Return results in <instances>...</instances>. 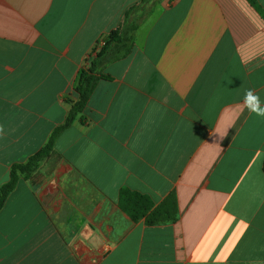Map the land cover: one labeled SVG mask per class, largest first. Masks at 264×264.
I'll return each mask as SVG.
<instances>
[{
    "label": "crops",
    "instance_id": "0c3cea01",
    "mask_svg": "<svg viewBox=\"0 0 264 264\" xmlns=\"http://www.w3.org/2000/svg\"><path fill=\"white\" fill-rule=\"evenodd\" d=\"M246 89L264 101V0H0V188L53 137L0 209V264H264ZM122 189L174 220L133 221Z\"/></svg>",
    "mask_w": 264,
    "mask_h": 264
},
{
    "label": "trees",
    "instance_id": "16d2710c",
    "mask_svg": "<svg viewBox=\"0 0 264 264\" xmlns=\"http://www.w3.org/2000/svg\"><path fill=\"white\" fill-rule=\"evenodd\" d=\"M117 33H112L109 36L110 41L117 39ZM128 51H126L127 53ZM92 70L83 71L80 75L75 92L78 95V100L73 104V107L67 116L66 126L69 125L77 114H80L86 105L88 97L94 88L96 79L88 75ZM53 137L46 143L45 147L39 152L34 154L28 159L25 164H13L10 169L9 180L3 184L0 188V209L3 206L8 195L15 188L19 178L30 177L40 166V164L49 157L53 149ZM170 203H174L171 201ZM119 207L122 211L127 213L133 221H137L142 217H145L152 207V202L147 196L140 195L139 193L132 192L128 189L120 190ZM167 205L165 206V208ZM172 207L169 206L166 209H158L149 214L146 222L148 224H154L158 222H170L174 220V216L171 214Z\"/></svg>",
    "mask_w": 264,
    "mask_h": 264
},
{
    "label": "clouds",
    "instance_id": "9594fccd",
    "mask_svg": "<svg viewBox=\"0 0 264 264\" xmlns=\"http://www.w3.org/2000/svg\"><path fill=\"white\" fill-rule=\"evenodd\" d=\"M243 108L250 114H255L257 117L264 118V101L261 100L259 92L255 89H246L242 100ZM219 135L220 139H223L227 135V129L225 133L221 135L219 132H215ZM5 134V129L0 125V137Z\"/></svg>",
    "mask_w": 264,
    "mask_h": 264
}]
</instances>
